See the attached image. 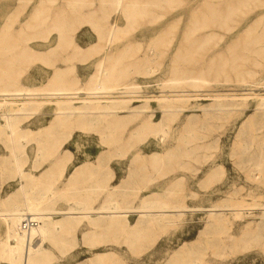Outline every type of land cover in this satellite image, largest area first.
<instances>
[{"label": "rangeland", "instance_id": "obj_1", "mask_svg": "<svg viewBox=\"0 0 264 264\" xmlns=\"http://www.w3.org/2000/svg\"><path fill=\"white\" fill-rule=\"evenodd\" d=\"M127 1L137 6L131 15L114 0H0V73L40 89L53 81L54 67H68L67 83L85 92L105 64L107 82L139 86L125 96L128 107L103 99L97 104L107 108L85 110L84 120L77 116L49 134L54 105L27 116L0 108V208L21 184L49 195L42 204L51 214L81 207L90 190L99 206L83 210L90 215L58 232L59 240L30 241L29 248L49 253L43 264H90L99 255L103 264H264V0L234 5L227 16L229 0ZM39 4V17L26 28ZM112 23L119 30L110 43ZM62 34L65 48L50 56ZM14 113L22 119L8 127L3 115ZM82 163L98 164L93 186L88 174L68 181ZM106 180L108 192L98 186ZM154 194L158 201L148 205L166 204L167 212L136 237L123 225L91 224L102 208L135 211ZM238 204L242 218L231 212ZM213 207L228 219L214 224ZM33 212L24 216L42 225L45 211ZM138 217L131 214L129 224ZM5 231L0 217V264H20L2 255ZM220 233L249 235L222 249Z\"/></svg>", "mask_w": 264, "mask_h": 264}, {"label": "bare ground", "instance_id": "obj_2", "mask_svg": "<svg viewBox=\"0 0 264 264\" xmlns=\"http://www.w3.org/2000/svg\"><path fill=\"white\" fill-rule=\"evenodd\" d=\"M245 4H246V0L226 1L224 11L222 9V15H225V16L229 15L234 5H236L234 7L236 8V7H243L245 6ZM114 5L118 11L125 9L128 15L133 14L135 9L137 8L136 5L132 6L127 0H114ZM41 8L43 9V6L41 4L35 7V10L31 14L30 19L26 21L27 23L26 28L31 27L33 22L39 17ZM61 17L65 19L63 16ZM60 28H63V26L61 25L58 26V29ZM118 30H119L118 25L116 23L110 24L109 29H108V34H107V40L110 43L115 38V35ZM63 45H65V37L62 34L57 44L54 47H51L47 51V53L50 56H54L60 48H65V46ZM29 51L32 52V50H29ZM21 54L22 52L20 53V55ZM31 55H35V54L31 53ZM54 69L55 71L53 72L54 75L52 78L53 81L51 82V79H49L50 82L48 81L49 87L44 86L40 89L36 88L35 86H32L31 84L21 83L17 81L16 79L11 78L10 76H7L6 73H3V74L0 73V108L8 107L9 111L26 112L27 114H24V116H27V115H31V114H28L30 111H33L36 108L41 107L44 104L54 105L56 107L55 112L57 113V118L51 120L50 127L44 130V133L49 134L53 130L54 126L63 124L72 118H75L78 116L77 119L81 118L84 120L85 118H83V116H86V113L83 111L85 110H89L93 108L97 110H103V108H107L108 106H102V105L97 104L101 100L103 101V99L107 101L116 100L118 101L120 105H122L123 108L124 106L126 108L129 106L130 103L128 100L125 99L126 98L125 96H128L131 93L134 94L135 90L139 89V86L137 84L127 87L125 85H112L111 83L107 82V79H105L106 74L107 73L111 74V70H108L105 64H101L99 66V68L97 69L96 79L92 81L91 87H89L88 89H85V92H82L84 89L78 87L77 83L70 84V83H67V81L65 80L67 74H69L70 68L54 67ZM171 83H176V82H171ZM126 89L127 90L132 89L134 91L133 92L132 91H129V92L122 91ZM75 101H85V106L82 108H79L74 105ZM14 105H17V106H14ZM171 106L172 105H168V107H171ZM102 114H105V113H102ZM21 116H23V114L14 113V114H4L3 115V117L5 118L6 125L8 127L11 126V121H14V120L21 121L19 120V119H22L20 118ZM0 129H1V126H0ZM48 151L52 153V150L50 147ZM39 179L41 180V178ZM24 186H25L24 184H21V187H24ZM156 195L154 194L153 197H151V199H148V200L143 199L141 202V206L135 209V211L134 209L132 210L131 207H129L127 210H124V211L120 210V208L116 206L110 207V208H102L101 210H104V212L101 211L97 213L101 215L99 221L94 222L95 224L91 222V224L95 227H99L100 225L109 226L112 229H117L119 225H123L122 226L123 230H127L130 233L129 235L136 237L139 233H141L146 228L147 225L152 224L153 222L157 220L154 217H156L157 215L165 214L167 212V210H165L167 208L166 204L159 205L158 207L156 206L150 207L148 205L150 201H154V202L158 201V196ZM234 207L235 208L231 209V212L233 213L234 217L235 218L244 217V210H243L244 208L243 209L240 208V207H243V205L238 204V205H234ZM151 209H157V210H151ZM224 210L225 209L220 208V207H213L212 209L209 210L210 212L209 217L212 219H216L214 221L215 222L214 224L225 222L228 219L227 214L224 213ZM33 211H34L33 209H28L26 211L16 210L14 212H10V213L2 212V214H0V217L3 219V222L6 225V232H5L6 240L2 244L4 245L3 247H6L8 258L12 262L17 260L20 264H43L45 263L47 260H49V253L47 252V250L46 249L41 250L38 247L34 246L33 244L29 248L28 246L30 245L29 244L30 241L35 240L36 238L38 239L48 238L54 231L55 232L59 230L62 231L63 229H67L71 226L70 225L72 223L71 220H54L52 218V216L58 215V214H53V213L52 214L51 213L41 214L40 213L39 216H42V219H44L43 224L40 225V221H38L39 225L35 227L34 229H32L30 233H27V234L23 233L21 230L22 220L26 216H29V215H26V216L24 215L27 213L36 214ZM182 211H179V212L182 213ZM135 213L138 214L139 217L136 223L132 226L131 224H129V217L131 214H135ZM69 215L73 216L76 214L70 213ZM88 215L90 214H85L84 216H88ZM34 218L38 220L36 217ZM212 223L213 222H211V226H212ZM219 227H222V226H219ZM245 235L248 236L249 233ZM245 235L243 237H245ZM243 237L237 240V237L235 235H226V234L220 233V235H218L215 242L217 246H219L222 249H225L227 247H232L233 245L237 244L239 241L243 240ZM24 246L26 247L24 248ZM182 251L183 249L181 248V250L175 252L171 256L170 259L172 261L179 260L180 257L182 256ZM105 259H106L105 257H102L99 255L91 259L90 264H103L105 262Z\"/></svg>", "mask_w": 264, "mask_h": 264}, {"label": "crops", "instance_id": "obj_3", "mask_svg": "<svg viewBox=\"0 0 264 264\" xmlns=\"http://www.w3.org/2000/svg\"><path fill=\"white\" fill-rule=\"evenodd\" d=\"M98 169L99 168H98V164L97 163H93V164L82 163V164L78 165L74 169V171L71 173L68 181L72 180V178L77 180L80 177H82L83 175L88 174L89 182H91L88 185H89V187L93 186L92 182L95 181L94 178H95V175L98 174V172H97ZM43 176H45V175L43 174ZM43 179H44V177H43ZM98 186H100L102 188V191H105L104 187H106V191L108 192V180L99 183ZM27 189H28V187L26 185L24 187H21V185H19L18 189H16L15 191L9 193L6 197L1 198V203L5 204V206L1 207L0 210H4V212H9V213L10 212H14L16 210L26 211L28 209L42 210V211H45V213L47 211H49V210L45 209L44 208L45 205L42 204V202H44V200L46 198H48L49 195H45V193H41V194H38V195H33V194H30V192H27ZM87 191H89V192H86L87 194L84 196L83 205L81 207H75V209H79L81 212L80 211H76L72 207H71L72 208L71 210H73V212H71V210L68 211V212L64 211V210H67L68 207L65 208V209H59L57 207H54L53 210H55V212L57 211L59 213L58 214L59 217L55 218L54 220H71L72 223L70 225L73 226L76 222H78V219L84 217L85 214H91V213H84L83 210L88 209L90 207L93 208V209H97L99 206L96 207V206L92 205L91 201L89 200V199H93L92 193H90L89 189ZM23 195H24V197H23ZM37 202H39V203H37ZM32 204H33V206H32ZM70 213H75L76 215H73V216L69 215ZM58 232H60V230L57 231V232L54 231L48 237V239L54 237V239L59 240V237L56 235ZM5 238L6 237L3 234V238L2 239H5ZM37 240L40 242L41 239L39 238ZM4 254L7 255L8 253H2V255H4ZM2 264H8V263H2Z\"/></svg>", "mask_w": 264, "mask_h": 264}, {"label": "built area", "instance_id": "obj_4", "mask_svg": "<svg viewBox=\"0 0 264 264\" xmlns=\"http://www.w3.org/2000/svg\"><path fill=\"white\" fill-rule=\"evenodd\" d=\"M39 225L38 220H36L33 216H26L21 223V230L23 233H30L32 229Z\"/></svg>", "mask_w": 264, "mask_h": 264}]
</instances>
